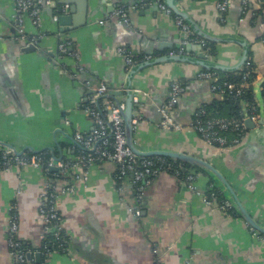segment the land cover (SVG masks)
Segmentation results:
<instances>
[{"label": "crops", "instance_id": "1", "mask_svg": "<svg viewBox=\"0 0 264 264\" xmlns=\"http://www.w3.org/2000/svg\"><path fill=\"white\" fill-rule=\"evenodd\" d=\"M105 1V4L103 0L89 3L86 22L78 23L77 28L67 33L72 45L70 53L74 52L76 58L67 55L56 66L48 54L59 44L54 37L55 3L47 6L52 15L44 11L46 7L42 9L40 27H32L29 18H25L26 35L34 36L39 31L44 35H39L38 51L24 54L18 50L13 3L0 0V141L17 150L25 146L40 150L53 146L52 136L58 129H66L69 136L74 132H89L92 124L83 108L97 105L96 97L88 91L106 84L109 92H117L127 84L119 48L125 47L137 56L138 68L143 66L145 58L151 61L156 57L180 55L187 61L145 67L129 79L128 85L140 91L136 94L140 96V121L135 127L134 143L142 150L185 153L212 164L236 191L254 221L264 225V121L258 127L252 123L251 128H246L248 138L233 149L222 151L206 145L191 124L198 108L221 99L211 91L207 81L198 78L203 70L193 62L198 59L199 50L180 52L184 35L175 26L176 15L162 13L155 0ZM169 1L204 34L222 40L210 42L216 51L211 57L212 65L234 68L243 52L238 43H243L248 58L256 66L254 85L259 89L264 81L261 42L264 0H228L223 13L217 5L227 0ZM70 2L79 3L73 5L76 7L73 16L84 21L78 10L83 8L82 0ZM106 4L112 5V11ZM119 8L127 10L128 23L118 18L102 25L94 22ZM76 64L83 68L77 81L81 87H89L86 91L75 86V79L60 73V69L75 68ZM173 81L180 82L184 88L173 110L175 121L183 128L180 131L163 130L159 126L161 118L157 109L168 99ZM115 98L124 104V94ZM57 142L59 146L72 145L61 136ZM115 176L111 162L74 170L53 183L40 168L1 169L0 264H14L6 242L9 211L14 206L20 239L38 245L42 231L38 213L40 195L47 183L57 190L70 185L74 188L72 194L58 196L62 227L70 242L68 250L45 258L40 256L39 263L31 257L33 264H186L187 260L191 264H264V242L252 234L246 222L204 204L206 191L215 184L206 172L195 175L193 190L162 173L146 189L139 219L126 207L134 203L131 184L124 180L119 184L121 192H117ZM20 184L22 192L16 195ZM153 249L158 251L157 255L152 253Z\"/></svg>", "mask_w": 264, "mask_h": 264}, {"label": "built area", "instance_id": "2", "mask_svg": "<svg viewBox=\"0 0 264 264\" xmlns=\"http://www.w3.org/2000/svg\"><path fill=\"white\" fill-rule=\"evenodd\" d=\"M13 3L14 11L16 12L15 21L18 36L25 38L26 34L23 28L25 23V18H29L32 27H40L42 23L41 13L43 8H47L53 5L52 0H11ZM158 8L165 15H171L172 11L163 4L162 0H155ZM227 1L220 2L217 5V9L220 13H223L227 9ZM65 9L68 6H64ZM54 20L56 17H53ZM118 18L123 23H128L127 10L123 8L116 9L111 15L107 16L105 21L110 19ZM175 26L180 30L181 34L184 35V39L181 42L182 46L185 45H198L205 53L206 58L209 57L207 50V41L199 37L194 33L191 27L183 21L182 18L176 16L174 19ZM103 24V22H100ZM39 35H44L40 32ZM39 37H34L30 43L37 44ZM264 44V37L261 39ZM72 47L71 43L67 39H62L59 41L57 47V57L62 60L65 56H74V52H69ZM184 50L181 48L180 52ZM118 54L123 57L126 70L135 66L139 61L136 57L132 55L125 47L118 49ZM146 59V58H145ZM251 60L248 58L241 69L246 70L243 74L242 79L239 83L221 81L218 76V71H202L198 74V78L207 81L210 84L211 91L218 95L220 99L226 96L241 97V89L246 87L245 79H247L249 73L247 69L250 67ZM240 69V70H241ZM64 71L69 75L75 77L77 73H82L83 68L79 65H75L73 71L64 67ZM92 90L96 93L95 99L98 97L107 95L110 91L106 84H100L93 86ZM184 92L183 85L178 81H173L169 86V95L166 102L161 105L157 110L160 115V128L163 130H173L180 131L182 126L178 124L173 116V110L176 107L181 94ZM135 94H140L139 90L134 91ZM149 94H146L148 96ZM134 104H137L138 99L134 97ZM102 103V104H101ZM100 111L95 105H87L83 108L86 116L89 117L92 124V129L87 133L74 132L72 135L73 143L79 147L83 152L78 154L74 159L70 156H64L61 159L48 157L47 161H44L41 155H34L27 159L22 155H13L10 151L0 149L2 154V161H0V170L7 171L12 167H23L32 166L35 168H40L50 183L58 179L60 176L69 175L72 171L77 169L87 168L88 166L101 162H111L114 165L116 176L114 178V185L117 192H121L119 184L124 180L127 181V177L130 176L128 182L131 184L134 190L133 205L126 206L128 212L136 219H139L142 213V208L144 205L145 192L146 189L162 174L167 172H173L174 176H178L179 172L174 169L172 165H166L164 168L156 167L155 158L159 157H138L136 156L126 145L125 140V128L122 119V112L125 109L124 104H115L111 100L101 101ZM92 104V103H90ZM260 105V104H259ZM243 109L244 115L241 120H229L224 118L208 119L204 121L202 115L205 113L198 108L194 120L191 124V128L197 132L200 139L208 146H213L219 150L225 151L227 149H233L240 144H242L247 138V130L245 127V121L250 120L256 127H258L260 122L264 121V106L261 105L262 110L260 113L257 112V104L253 103V106L246 108L244 105ZM140 121V117L136 116L132 120V125L135 128ZM229 132H237L236 136L229 140L228 136L225 134ZM73 152V150H71ZM52 169H56V173L51 177L49 172ZM197 173L192 171L187 175L185 180L180 183L183 186H187L192 190V182ZM47 183L46 186L42 188L40 195V208L38 213L42 218V231L38 235L39 243L45 242V237L47 234H52L55 237H59L65 231L62 227V216L59 213V203L58 196L64 194H72L74 188L72 185L62 187L59 190L55 186ZM211 188V186H209ZM22 192L21 184L16 187V195ZM204 204L210 209H216L225 214H231L233 209L231 202L228 199L218 203L215 194L204 195ZM17 207L14 206L9 211L8 217V228L6 231L7 236V246L10 251V256L14 264H33L31 262V257L33 254L39 253L40 256L49 257L54 253L65 252V250H51L45 243L43 250L36 251L34 253H27L22 245V240L20 239L19 232V222L16 215ZM252 234L261 242H264V235L256 232L254 229L250 228ZM39 243L37 247H39ZM68 250V249H66ZM154 255L158 254L156 249L152 250ZM27 255H30V260H27ZM158 262H161L160 258H157ZM186 264H191L190 260L186 261Z\"/></svg>", "mask_w": 264, "mask_h": 264}, {"label": "water", "instance_id": "3", "mask_svg": "<svg viewBox=\"0 0 264 264\" xmlns=\"http://www.w3.org/2000/svg\"><path fill=\"white\" fill-rule=\"evenodd\" d=\"M45 1V0H44ZM55 5L57 6L55 13V17L56 19L54 20L53 18V23L55 24V29L56 31L54 32L55 34V38L57 40V42H59L62 39H67L69 38L67 36V33L69 31H71V29H75L77 28L79 25L78 23H80L81 25L84 24L86 22V18H87V11L89 9V3L91 5V2L93 4V2L95 0H82V4H83V8L78 7V10L80 12H82V18L84 17V21H79V17H74L73 15L75 14V8L73 5H79L78 2L72 3L70 2V0H52ZM102 1V0H101ZM105 0H103L102 4H105ZM164 4L173 12L174 15L180 17L183 19V21H185L190 27L191 29L194 31V33L196 35H198L199 37H201L202 39H204L207 42H218V41H222V40H218L216 38H212L210 36H207L206 34H204L202 32V30H200V28H198L197 26H195L191 21H189L187 19V16L185 13L180 12L175 5H173L172 2H170L169 0H164L163 1ZM107 5V4H106ZM64 6H68L67 9L64 8ZM108 7H111V11H112V5ZM68 10V13L65 14V12ZM44 11H47L48 13H50V15H52V12L50 9L46 8ZM109 11V10H108ZM109 11V12H111ZM106 19L104 17H99L96 18L94 20L95 23L100 24V22L106 23L105 21ZM16 22V21H15ZM17 23V22H16ZM15 23V24H16ZM102 25V24H100ZM71 28H68L70 27ZM39 37L37 44H31L30 41L34 38V37ZM40 38L41 36H39V34H35L33 35H29L27 34L25 38H20L19 36L17 37V44H18V50L20 51V53H33L38 51V44L40 42ZM239 45H241L243 47V52H242V56H241V60L236 64V66L232 69H228L227 67L221 66V65H212L211 64V57L213 56H209L206 58L205 53L203 51H201L202 49L200 48V46L198 45H185V46H179L180 49L182 48L183 50H199V54H198V59L196 60V65H198L203 71H211V70H215L221 73H234V72H238L244 65V63L246 62V60L248 59L249 53L247 50V47L243 44V43H238ZM72 48L69 49V52L71 51ZM49 57L52 58L51 60L53 61V65L58 66L57 64L60 65V60L57 57V49L54 52H49ZM132 55L134 57H137L136 55H134L132 53ZM187 60L184 58H181L180 55H170V56H165V57H156L153 60L149 61L147 59L144 60L143 66L139 67L138 66H132L131 68H129L128 70H126V80H127V84L124 85V88L117 91V92H109L107 95L98 97L96 99V107L97 109L100 111L101 109L98 108L99 107V102L100 101H104V100H111L113 101L115 104H119L120 101H118V99H116V96L125 95V99L122 100V103H124L125 109L122 112V119H123V123H124V128H125V140H126V145L127 147L138 157H164V158H169L172 160H176L179 162H183L186 163L190 166H192L193 168H196L197 170H201L203 172H206L207 174H209L211 176V178L213 180H215V184H212L213 187L218 188L225 196L226 199H228L231 204L233 209L236 211L237 216L239 218H241L244 222H246V224L254 229L256 232L264 235V225L259 224L257 221H254V219L251 217V215L249 214V212L245 209V207L242 204V201L240 200V198L238 197L236 191L230 186V184L228 183V181L222 176V174L210 163H208L207 161L203 160V159H199L190 155H187L185 153H180V152H174V151H168V150H142L140 148H138L135 143H134V133H135V128L132 125V120L136 117L139 116V102H140V96L136 95L134 93V88L130 87L128 85V81L131 78V76L142 70L145 67H150L156 64H161V63H169V62H173V63H184ZM126 67V66H125ZM69 70L73 71L74 68H68ZM60 73L68 78H73L75 79V86L80 87L81 89H87L88 86H80L79 81H77V76L81 73H77L75 77L73 76H68V74L60 69ZM91 86V84H90ZM89 88V87H88ZM89 93H91V96L94 98L96 93L91 90L88 91ZM137 97L138 102L137 104H134V97ZM87 100H85L84 102H86ZM64 123H68V121H65ZM262 122H260L261 124ZM64 125V124H63ZM245 127L246 128H251L252 127V123L250 122V120H246L245 121ZM64 130V129H63ZM58 135L59 137H64L66 138L67 141L73 143V139L72 136H69V134H67L66 129L64 131L62 130H56L55 133H53L52 139H53V146L52 147H46L44 149H40V150H35L32 147H27L25 146L24 148H22L21 150H17L15 149L13 146H10L8 144H4V142L0 141V147H3L4 150L10 151V153H12L13 155H22L24 154V152H31V153H40L44 150H49L51 155L54 153L55 149L59 147L58 145ZM248 138V137H247ZM58 160V159H57ZM52 171H57L56 169H52ZM196 172V171H195ZM197 173V172H196ZM142 214V213H141ZM35 261L37 263H39L40 260V254L37 253L35 255H33ZM27 260H30V255H27Z\"/></svg>", "mask_w": 264, "mask_h": 264}, {"label": "trees", "instance_id": "4", "mask_svg": "<svg viewBox=\"0 0 264 264\" xmlns=\"http://www.w3.org/2000/svg\"><path fill=\"white\" fill-rule=\"evenodd\" d=\"M207 50L210 56L215 55V48L212 44L207 42ZM251 60V59H250ZM250 67L247 69V72L249 73L247 79H245L246 87L242 88V96L241 97H232V96H226L225 98L218 100L216 102H213L212 104L209 105H203L201 107V110L205 113V116L202 115V119L204 121L208 119H216V118H224V119H229V120H241V118L244 115L243 109L245 108L244 105H246V108H249L250 106H253L254 104H257V112L260 113L262 108H260L259 104H262L264 106V81L259 85V89L256 88V85H254L255 80H256V66L253 64L251 61ZM246 73V70H239L236 72V74L230 75L226 73H221L219 72L218 76L221 81H228V82H235L239 83L240 79H242L243 74ZM83 107V105H82ZM237 132H229L225 134V136H228L229 140L234 138L236 136ZM69 142V141H67ZM71 143V142H70ZM64 149H70L73 150L70 154H67ZM64 151V152H62ZM83 151L74 145H68V144H62L58 148L55 149L54 153L51 155L49 150H44L40 153H31V152H24V156L29 159L34 155H41L44 161H47L48 157H54L57 159H61L64 156H69L72 157L73 159L78 155L81 154ZM62 153L64 155H62ZM65 158V157H64ZM156 161V167L158 168H164L166 165H172L175 170L179 172V175L174 176L173 172H167L166 174H169L173 177H175L179 183H182L187 175L191 173L192 171H196L197 173H201L203 171L197 170L196 168H193L192 166L179 162L176 160H172L169 158H164V157H159L154 159ZM0 161H2V154L0 152ZM50 179L54 175V172L50 171ZM130 176L127 177V181L129 180ZM63 179V177H61ZM207 195L210 194H215L217 198V202L220 203L224 201L226 198L224 194L216 187L211 186L206 191ZM143 209V208H142ZM231 214L235 217L237 216V213L234 209L231 210ZM70 239L69 236L66 234L64 231L63 234H61L59 237H55L52 234H47L45 237V244L50 247L51 250H65L68 249ZM44 243L40 242L39 247L32 245L31 243H26L24 240H22V245L27 251V253H34L36 251H42Z\"/></svg>", "mask_w": 264, "mask_h": 264}]
</instances>
